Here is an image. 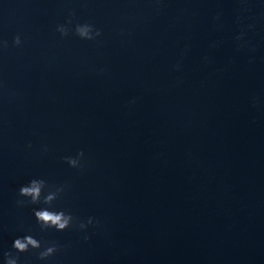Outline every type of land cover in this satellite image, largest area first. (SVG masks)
<instances>
[{"label":"water","instance_id":"1","mask_svg":"<svg viewBox=\"0 0 264 264\" xmlns=\"http://www.w3.org/2000/svg\"><path fill=\"white\" fill-rule=\"evenodd\" d=\"M0 41V264H264V0H0Z\"/></svg>","mask_w":264,"mask_h":264},{"label":"clouds","instance_id":"2","mask_svg":"<svg viewBox=\"0 0 264 264\" xmlns=\"http://www.w3.org/2000/svg\"><path fill=\"white\" fill-rule=\"evenodd\" d=\"M68 25L71 24V20L67 22ZM62 37H67L69 35V27L67 25H58L56 29ZM75 35L78 36L82 40L92 41L96 37L101 35L99 30H96L90 24H78L75 27ZM13 44L15 46H19L21 44L20 36H16L13 40ZM7 41H0V49L7 48ZM30 147V145H29ZM84 153L81 151L77 154L76 158L66 157L65 162L72 168H80L82 167L80 161L83 158ZM47 187L46 182L44 180H36L33 179L29 182V184L22 186L19 190V195L31 204L43 203L48 207L41 208L39 210H34V216L36 221L41 227V230H47L54 228L57 231H64L72 226L74 218L71 214H66L64 211H56L52 210L51 206L53 202L57 199L60 193L63 191V188H59L56 191H49L47 195L43 194V190ZM43 196V200H42ZM18 204L23 205V201H18ZM88 225H93V220L89 218L87 225L84 223L79 224V228L83 231L87 228ZM88 237H85L87 241ZM13 249L17 253H25L31 250H40L41 243L33 238L31 235L17 238L13 242ZM58 251V246L56 244H52L48 246L44 251L39 252V259L46 260L47 258L53 256ZM5 264H18L19 257L13 256L11 252L5 253Z\"/></svg>","mask_w":264,"mask_h":264}]
</instances>
